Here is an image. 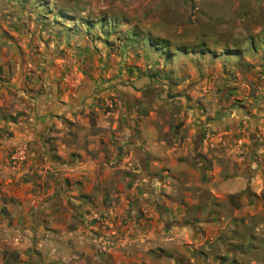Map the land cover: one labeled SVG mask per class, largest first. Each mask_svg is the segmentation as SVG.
Returning a JSON list of instances; mask_svg holds the SVG:
<instances>
[{"label": "rangeland", "instance_id": "rangeland-1", "mask_svg": "<svg viewBox=\"0 0 264 264\" xmlns=\"http://www.w3.org/2000/svg\"><path fill=\"white\" fill-rule=\"evenodd\" d=\"M0 264H264V0H0Z\"/></svg>", "mask_w": 264, "mask_h": 264}]
</instances>
